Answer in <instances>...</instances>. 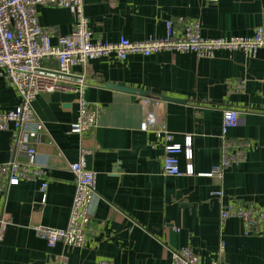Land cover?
Returning a JSON list of instances; mask_svg holds the SVG:
<instances>
[{
	"label": "crops",
	"instance_id": "crops-1",
	"mask_svg": "<svg viewBox=\"0 0 264 264\" xmlns=\"http://www.w3.org/2000/svg\"><path fill=\"white\" fill-rule=\"evenodd\" d=\"M84 12L95 39L110 41L164 37L165 21L180 16L198 18L206 38L250 36L264 24V0H84ZM38 15L42 25H54L60 34H69L76 20L68 7L39 6ZM86 75V99L103 107L89 132H71L79 108L72 89L41 92L33 101L45 126L35 147L38 161L49 169L46 200L41 180L21 181L0 196V220H8L0 222V264H95L102 258L114 264H171L170 249L180 246H191L202 264H210L220 239L226 243V264H264V231L246 233L233 217L221 224L222 200L213 194L222 190L224 201L264 211L263 52L253 57L219 49L203 58L191 51L125 59L111 54L92 60ZM240 81L243 88L236 87ZM120 82L148 95L186 100L165 101L164 115L175 142L192 136L196 173H208L219 162L222 110L239 109V124L230 135L250 143L247 160L225 170L222 179L164 175L162 140L140 129V95L110 87ZM20 100L0 77V113L16 108ZM14 134L13 126L0 130V163L11 156ZM82 150L87 167L97 172L100 196L87 242L49 247L33 226H67L75 195L70 163L80 159ZM178 158L185 170V153Z\"/></svg>",
	"mask_w": 264,
	"mask_h": 264
},
{
	"label": "built area",
	"instance_id": "built-area-1",
	"mask_svg": "<svg viewBox=\"0 0 264 264\" xmlns=\"http://www.w3.org/2000/svg\"><path fill=\"white\" fill-rule=\"evenodd\" d=\"M217 1V0H206ZM72 8L76 20L69 34H60L54 25H42L39 21V6ZM164 37H149L132 41L121 36L116 41L95 39L89 26V17L84 12V0H0V77L20 95L16 108L0 113V130L13 126L14 137L10 158L0 163V196L9 187L24 180H41L42 202L46 200L49 184V169L37 159L35 143L39 142L45 128L33 107V101L41 92L72 89L77 93L79 104L76 121L71 132L83 134L97 126L103 112L99 103L86 99L89 85L86 73L92 60L116 55L125 59L130 54L150 55L161 51L194 52L199 58L212 57L219 49L241 50L246 56L264 54V24L256 27L250 36H223L206 38L198 18L180 16L165 21ZM53 39H57L53 43ZM51 62H56V66ZM82 67L77 73L74 68ZM236 87L243 88L244 81ZM143 120L140 129L154 132L162 140V171L166 176L206 175L222 179L225 170L247 160L250 143L236 141L230 131L239 124L240 111L229 107L222 110L220 131V159L208 173H196L191 162L193 139L187 135L184 143L174 141V133L168 128L165 115V101L158 95L140 96ZM154 148L156 143H152ZM185 153L187 165L180 168L179 154ZM78 161L70 163L74 175L75 195L68 224L56 228L35 224L33 229L46 241L49 247L62 242L64 245L80 247L86 244L88 229L95 214L98 199L97 172L87 167L85 150ZM221 200L220 221L229 218L242 221L246 233L264 231V211L258 206L224 201L222 190L213 193ZM5 224L7 219H1ZM171 264H202L201 256L191 246L171 248ZM226 243L220 239L216 255L210 264H226ZM59 264H67L62 260ZM95 264H114L109 259H99Z\"/></svg>",
	"mask_w": 264,
	"mask_h": 264
},
{
	"label": "water",
	"instance_id": "water-1",
	"mask_svg": "<svg viewBox=\"0 0 264 264\" xmlns=\"http://www.w3.org/2000/svg\"><path fill=\"white\" fill-rule=\"evenodd\" d=\"M110 87L118 88L119 90L129 92V93L139 94L140 96L148 95V92L146 90L129 87V86H126L122 82L117 83V84H110ZM159 97H161L164 101H176V102H185L186 101V100L181 99V98H175V97L167 96L164 94H160Z\"/></svg>",
	"mask_w": 264,
	"mask_h": 264
}]
</instances>
